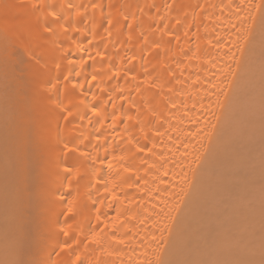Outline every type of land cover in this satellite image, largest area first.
Wrapping results in <instances>:
<instances>
[{
	"label": "bare ground",
	"instance_id": "obj_1",
	"mask_svg": "<svg viewBox=\"0 0 264 264\" xmlns=\"http://www.w3.org/2000/svg\"><path fill=\"white\" fill-rule=\"evenodd\" d=\"M260 100L264 0H0V264L206 263Z\"/></svg>",
	"mask_w": 264,
	"mask_h": 264
},
{
	"label": "rangeland",
	"instance_id": "obj_2",
	"mask_svg": "<svg viewBox=\"0 0 264 264\" xmlns=\"http://www.w3.org/2000/svg\"><path fill=\"white\" fill-rule=\"evenodd\" d=\"M254 98H257V94ZM262 101L260 100L259 103L257 101H253V104H252L251 109L249 111V114L251 113V115H250L251 117L249 120H251L252 116L255 115L253 113H255L258 108L260 109L261 105L264 104V102L262 103ZM262 107H261L260 111L263 109V112L261 111L263 114L262 113L257 114V115H260V117H258V118H261L260 119L261 122H259V120H254V118L256 119L257 115L253 118L254 121L253 120L252 121L256 122V123L258 121L261 125H263L262 128L264 130V108H262ZM257 124H255V125H257ZM245 127H248V126L244 123H241V125L238 127L237 131L235 132L236 133L235 135L241 136L242 135V133H241L242 129ZM252 127H253V125H252ZM253 128H255V127H253ZM250 130H252V129L249 128V134L247 133L248 134L247 136H249V137L246 136L245 139H243L242 136L239 137V138H242L244 140L242 143L244 144L246 142V144H244V145L242 144V146L239 145V148H241V149H239L238 152L240 153L241 150H243L245 148H249V147H250V149H247V150L250 151L251 147L253 146L252 151L257 150V151H255L254 156L252 154V157L254 159H252V157H251V159H250V157H248V155L251 152L250 153L248 152L247 153L248 155H247L245 153V152H247L246 149H245L246 151L244 152L245 154L241 151L245 155V157L242 156V157H244L243 158L244 160H242V158L240 156L242 153H240L239 154L240 157L237 159L238 163H241V161H244V163H242V165L243 164L246 165V163H247L248 165H246V166H249V164H250V166L248 168H246L245 165L242 166L240 164L242 166V167L239 166L242 168L240 175H237L238 174L237 172H239V171L236 172V170H235V172L237 174L234 173V178L232 180V183H234L233 185H235V186H233L234 191H231V193H229V194L226 193V190L224 191V196H225V194L226 195L228 194V196H225L229 202V203H225V204L228 206L225 207L224 205H220L221 203H218V205L216 204V206L214 208L215 214H216V212H220L219 211L220 208L217 206H220V207L223 206V208L225 207L226 209H224V210L221 209V211L222 212L224 211V213H225L224 217L222 216L223 213H221V217H218L221 219L219 221H218V219L214 220V222H217L216 226L213 225L214 226L213 228L216 229V232L211 227V225L209 226L210 228L213 229L212 233L215 232L214 235L215 234H217V236L219 235L218 241L222 244V246H223L222 248L224 250L227 249V254L229 256L226 255L225 251H224L225 253L223 252V249L221 247L219 248L218 245H220V243L218 241L217 242L219 244L216 245L217 243H216V238H215L216 235H215V237H214L215 242L212 243L213 240H211V238L208 239L207 241L208 242L210 241V243L213 244V246L211 244V247H213L214 249L216 246L218 247V249L216 247V252L214 253L216 255H213V253H212V255L214 257L210 256V259L208 256V259H207L208 261L206 263H201L200 261H202V260H200V261L195 260V261H191L189 264H264V131H263V133L262 132L260 133V131L262 130L261 128L259 130L253 129L254 131L253 132L251 131V134H250ZM243 133H245V132H243ZM253 133H255V134H253ZM258 133L261 135H257ZM253 135L258 136V137H255ZM253 137H254V139H257V138L258 139L256 141L255 140L253 141ZM239 138H238V140H240ZM243 146H246V147H244L242 149ZM239 159H241V161ZM249 159H250L251 163H249ZM236 163H237V161H236ZM237 165H239V164H237ZM243 167H245L244 168L245 170L243 169ZM236 169H239V168H236ZM221 194H220V196H221ZM219 197L217 200H220ZM225 197L222 198V196H221V198L223 200L222 204H224V201L227 202ZM229 204L231 205L230 208H228L230 206ZM237 207H239V210ZM234 209L236 210L235 212H234ZM211 235H213V234H211ZM206 237L207 236H205V238ZM206 239H204V240H206ZM210 243H209V245H210ZM206 244L208 245V243H206ZM220 249H221V252H220ZM212 251H215V250L212 249ZM206 252H207L206 255L211 254V252H209L207 250H206ZM208 252H209V254H208ZM202 259H203V257H202ZM204 259H206V258H204Z\"/></svg>",
	"mask_w": 264,
	"mask_h": 264
},
{
	"label": "snow or ice",
	"instance_id": "obj_3",
	"mask_svg": "<svg viewBox=\"0 0 264 264\" xmlns=\"http://www.w3.org/2000/svg\"><path fill=\"white\" fill-rule=\"evenodd\" d=\"M68 77H65L67 79ZM93 79H95V76H93ZM73 149H69V151H72ZM140 151H143V149H140ZM68 171H71L70 169Z\"/></svg>",
	"mask_w": 264,
	"mask_h": 264
}]
</instances>
